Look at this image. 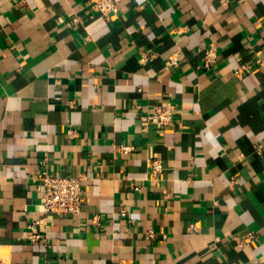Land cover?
I'll use <instances>...</instances> for the list:
<instances>
[{
    "label": "crops",
    "instance_id": "crops-1",
    "mask_svg": "<svg viewBox=\"0 0 264 264\" xmlns=\"http://www.w3.org/2000/svg\"><path fill=\"white\" fill-rule=\"evenodd\" d=\"M165 104L169 128L141 118ZM43 169L82 178L80 214L45 211ZM0 244L12 264L264 260V0H122L109 20L0 0Z\"/></svg>",
    "mask_w": 264,
    "mask_h": 264
},
{
    "label": "built area",
    "instance_id": "built-area-1",
    "mask_svg": "<svg viewBox=\"0 0 264 264\" xmlns=\"http://www.w3.org/2000/svg\"><path fill=\"white\" fill-rule=\"evenodd\" d=\"M122 0H90L92 8L97 11L104 19L109 20L121 9ZM178 53H174L168 57L167 63L176 65L178 62ZM217 62V50L215 46H209L205 50L202 57V66L209 68ZM243 66L241 69H244ZM240 70H237L239 72ZM175 105L165 104L157 105L148 114H143L141 118L147 123L158 124L162 128H169L174 122ZM123 150H130L132 146H122ZM261 152V146H257ZM45 162V160L43 161ZM151 169L153 174L162 171V164L159 159L151 161ZM38 178L42 182V204L46 212L55 214H80L85 202V194L82 178L69 175L54 174L47 169L39 172ZM233 177L231 181L236 182ZM122 214H126V210H122ZM41 219L34 220L28 225V239L30 241H38L42 235L38 229ZM148 236H154V232L150 230ZM248 238H253V232L247 234ZM12 249L8 246L0 244V264H12ZM247 264H264V260L256 258Z\"/></svg>",
    "mask_w": 264,
    "mask_h": 264
}]
</instances>
